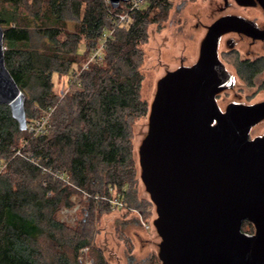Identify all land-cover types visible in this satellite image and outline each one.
I'll list each match as a JSON object with an SVG mask.
<instances>
[{
	"label": "trees",
	"instance_id": "obj_1",
	"mask_svg": "<svg viewBox=\"0 0 264 264\" xmlns=\"http://www.w3.org/2000/svg\"><path fill=\"white\" fill-rule=\"evenodd\" d=\"M23 1L0 0L5 64L26 95L27 122L51 114L46 131L34 135L0 104V264H83L87 246L94 264H105L91 247L93 198L102 201L118 188L125 214L150 215L146 202L134 205L132 125L150 111L140 70L148 26L164 20L171 3L146 0L129 23L116 25L111 10L122 12L128 2L113 8L106 0H33L24 8ZM54 74L71 77L62 96L54 92ZM84 192L91 197L85 222L72 227L60 212ZM246 224L253 226L247 219L243 231Z\"/></svg>",
	"mask_w": 264,
	"mask_h": 264
},
{
	"label": "water",
	"instance_id": "obj_2",
	"mask_svg": "<svg viewBox=\"0 0 264 264\" xmlns=\"http://www.w3.org/2000/svg\"><path fill=\"white\" fill-rule=\"evenodd\" d=\"M108 1L116 8L129 0ZM225 19L209 27L195 64L159 79L139 146L162 264H264V134L250 138L264 119V100L218 107L216 94L233 84L217 55ZM5 49L0 23V104L25 130L26 95L6 67ZM247 219L254 232L242 230Z\"/></svg>",
	"mask_w": 264,
	"mask_h": 264
},
{
	"label": "rangeland",
	"instance_id": "obj_3",
	"mask_svg": "<svg viewBox=\"0 0 264 264\" xmlns=\"http://www.w3.org/2000/svg\"><path fill=\"white\" fill-rule=\"evenodd\" d=\"M171 7L168 11L167 17L160 22H152L148 26L149 37L142 47L144 50V60L140 67L144 75L141 86V97L146 100L148 106L154 99L157 83L161 77H163L167 71L177 69L181 64L192 65L198 58L199 47L201 41L205 35V29L202 27V23H210L213 20L215 9L220 4V0H169ZM33 3V0H24V8ZM181 3H185L184 7L180 8V12H177L176 7ZM214 5V6H212ZM141 7H145L143 3ZM21 12L24 9L20 8ZM177 13V14H176ZM180 15L183 16L179 17ZM177 19V20H176ZM74 21L68 22L69 30L74 29ZM201 24L197 27V24ZM3 29L7 28L5 24H1ZM182 31H179V28ZM192 35V37H191ZM242 51L244 47L239 46ZM83 45H80V52H83ZM257 53L264 54V46L261 44L256 47ZM256 51L253 53L255 54ZM256 53V54H257ZM254 56V55H253ZM93 56L90 57L89 61ZM183 59V61H181ZM87 62V61H86ZM182 62V63H181ZM87 63L84 62L83 67ZM75 71L78 70V65H75ZM235 77V89L226 91L218 97L217 103L220 107L225 108L230 102L236 101L244 104H252L264 100V86L260 84L264 82V73L258 78V87L260 90H256V87L247 89L244 84ZM70 75H58L54 74V92L62 96L69 87ZM149 126V112L137 119L132 125L133 132V157L136 164V179L137 182L134 186V196L137 198L134 203L135 207L141 201L147 203V210L150 215L145 221L150 224L149 229H139V232L143 238L154 239L155 243L161 241L160 235L157 233L153 220L157 217L155 204L152 202L149 193L147 192L141 178H140V165H139V146L148 132ZM264 134V119L254 125L250 130V138L260 136ZM3 168V167H2ZM106 190L108 196L110 192ZM118 188H115L113 193L116 194ZM113 195V194H112ZM91 198L86 192L73 194L70 199L73 202L71 207H66L63 213L60 212V219L65 221L72 227H79L83 225L87 213V200ZM109 198V197H108ZM108 198L102 199L93 198L94 200V217L92 219V244L98 249L102 247L106 258L109 260V264H114L109 256V252L119 251L123 248V241L117 240V233L119 226L117 222L121 221L125 216L134 215L139 217V209H132L129 214H125L126 202L123 208H112L109 204ZM125 199V198H124ZM123 200V199H122ZM105 206V208H104ZM102 209V210H101ZM145 227V225H144ZM243 229L247 232H253L254 226L246 224ZM131 230V229H130ZM134 230H131V235L136 242L135 250L139 251V239L135 235ZM95 235V237H94ZM115 235V236H114ZM90 246L82 248L80 250L79 258L83 264H88L93 256L89 250Z\"/></svg>",
	"mask_w": 264,
	"mask_h": 264
},
{
	"label": "flooded vegetation",
	"instance_id": "obj_4",
	"mask_svg": "<svg viewBox=\"0 0 264 264\" xmlns=\"http://www.w3.org/2000/svg\"><path fill=\"white\" fill-rule=\"evenodd\" d=\"M262 1L263 0H220L219 6H217V8L215 9L216 14H214L213 20L208 24L202 23V27L203 29H205V37L209 30V27L214 22L221 18H226L221 23V27L223 30L218 36L217 55L219 60L224 65L225 69L232 76L233 84L231 87L226 88L216 94V102L218 100V95L221 92L234 86V76L240 79L242 84H244L247 89H252L259 84L258 78L261 74L264 73V54L257 53L256 50V47L258 45L261 44L262 46H264V4H262ZM184 5L185 3H181L180 5H178L176 7L177 12H180V8L184 7ZM179 17H182L184 21L182 15H180ZM200 25V23L197 24V27ZM181 29L182 28L180 27L179 31H182ZM239 46L244 47L245 51L241 52ZM255 51L257 54H253ZM197 60L193 64H195ZM181 61H183V59ZM181 66L186 65L181 64L179 67ZM260 85L264 86V82ZM256 90L260 89L256 87ZM228 104L226 105V107L228 106ZM218 107L222 111L226 109V107H220L219 104ZM139 214L141 215V218L140 216L136 217L134 215L125 216L121 221L117 222V225L119 226V231L116 232L118 234V237H116L115 235L114 236L117 240L123 241V248L119 249L118 252H109L111 254L109 257L114 260V264H162L159 257L160 241L155 243V238L146 239L143 238L139 232H137L140 228L146 230L150 227V224L147 228L144 227L143 222L147 221L144 220L141 211H139ZM130 229L135 231L134 233L139 239V251L135 250L136 242L134 237L131 235ZM97 247L98 251H100L105 257V264H109V260L103 253L104 250L102 249V247H99L98 245Z\"/></svg>",
	"mask_w": 264,
	"mask_h": 264
},
{
	"label": "built area",
	"instance_id": "obj_5",
	"mask_svg": "<svg viewBox=\"0 0 264 264\" xmlns=\"http://www.w3.org/2000/svg\"><path fill=\"white\" fill-rule=\"evenodd\" d=\"M145 1L146 0H129V1H127L129 3V5H128L127 9H125L124 11L114 13V11L111 10V14L115 18L114 23L116 25L129 23L131 21L132 11L135 10L136 8L141 7V5ZM106 3L109 4V1L106 0ZM113 31H114V28L107 30V33L104 35L105 38L102 41L97 53L103 47L107 38L112 35ZM50 114H51V112H45L41 118H39V119L37 118V119H34L33 121L27 122V130L34 135L39 134V133H44L46 131V127L49 124ZM114 191H115V188L110 187V189H109L110 197L108 198L110 206L112 208H117V209L123 208L125 206V204L121 198V194L118 192H116V194H115V193H113ZM64 210L66 211L68 209L64 208L61 212L63 213ZM140 218H141V215H140ZM143 224L145 225L146 228L149 226V224L147 222H143ZM88 264H93V260L91 259Z\"/></svg>",
	"mask_w": 264,
	"mask_h": 264
}]
</instances>
